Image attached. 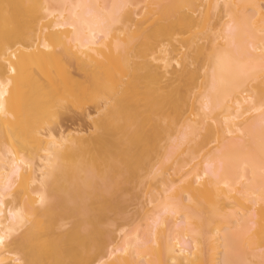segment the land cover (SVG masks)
Segmentation results:
<instances>
[{
	"label": "bare ground",
	"instance_id": "bare-ground-1",
	"mask_svg": "<svg viewBox=\"0 0 264 264\" xmlns=\"http://www.w3.org/2000/svg\"><path fill=\"white\" fill-rule=\"evenodd\" d=\"M0 264H264V0H0Z\"/></svg>",
	"mask_w": 264,
	"mask_h": 264
},
{
	"label": "rangeland",
	"instance_id": "rangeland-1",
	"mask_svg": "<svg viewBox=\"0 0 264 264\" xmlns=\"http://www.w3.org/2000/svg\"><path fill=\"white\" fill-rule=\"evenodd\" d=\"M94 109L95 108L92 104H88L85 105L81 110H67V112H64L61 116H59V119L56 120V122H52L50 128L55 134L60 132H67L75 128L89 133L90 130L88 129L89 127L91 128V125H89L90 123L88 122V119H86V115L93 114ZM125 188V192L119 193L121 194L120 200L122 209L118 212H109L107 214L109 221L107 222L108 225L106 228L114 230L118 226L120 227V225L125 224L129 229V227H131V219L135 217L136 211H139V209L143 206L145 207V198L142 197V195L139 193L142 187H135V183H132L125 184ZM127 223H129L130 225H128ZM133 225L134 224H132V226Z\"/></svg>",
	"mask_w": 264,
	"mask_h": 264
}]
</instances>
